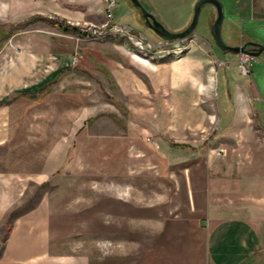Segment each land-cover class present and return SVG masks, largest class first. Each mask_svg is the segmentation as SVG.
I'll return each mask as SVG.
<instances>
[{
    "label": "rangeland",
    "instance_id": "374dc122",
    "mask_svg": "<svg viewBox=\"0 0 264 264\" xmlns=\"http://www.w3.org/2000/svg\"><path fill=\"white\" fill-rule=\"evenodd\" d=\"M219 1L227 45L264 46V0ZM139 2L179 32L197 0ZM112 13L104 0H0V173L22 180L0 264H200L209 181L264 164V53H222L209 4L171 42L129 0ZM39 201L47 252L3 257L9 215Z\"/></svg>",
    "mask_w": 264,
    "mask_h": 264
},
{
    "label": "crops",
    "instance_id": "0c3cea01",
    "mask_svg": "<svg viewBox=\"0 0 264 264\" xmlns=\"http://www.w3.org/2000/svg\"><path fill=\"white\" fill-rule=\"evenodd\" d=\"M254 165L248 163L238 169L228 180L229 185L211 179L204 199L200 197L205 231L200 264H264V164ZM119 171H108L110 176L105 175V180L121 176ZM17 181L22 180L14 174L0 173V221L19 200ZM47 215L48 209L39 201L16 218L5 237L3 257H36L40 252L44 255L49 246Z\"/></svg>",
    "mask_w": 264,
    "mask_h": 264
},
{
    "label": "water",
    "instance_id": "95a60500",
    "mask_svg": "<svg viewBox=\"0 0 264 264\" xmlns=\"http://www.w3.org/2000/svg\"><path fill=\"white\" fill-rule=\"evenodd\" d=\"M131 5L138 9L144 25L150 29L159 39L167 42L183 40L189 37L195 30L200 10L204 5H211L215 8L216 18L210 24V34L217 47L230 54H241L251 57H258L264 53V46L257 42H247L242 46L227 45L222 36V24L224 20L223 6L219 0H197L193 7V14L188 26L179 32H171L167 30L154 16L148 13L141 5L139 0H129ZM250 48L252 50H248ZM172 146V144H170Z\"/></svg>",
    "mask_w": 264,
    "mask_h": 264
},
{
    "label": "built area",
    "instance_id": "2783aa9c",
    "mask_svg": "<svg viewBox=\"0 0 264 264\" xmlns=\"http://www.w3.org/2000/svg\"><path fill=\"white\" fill-rule=\"evenodd\" d=\"M105 3V16L107 18L108 21H113V13H112V9L115 6V0H104ZM242 63L244 65H246L245 63L247 62L246 58L241 59ZM242 71L243 73L246 75L249 73V70H245L244 66H242Z\"/></svg>",
    "mask_w": 264,
    "mask_h": 264
},
{
    "label": "trees",
    "instance_id": "16d2710c",
    "mask_svg": "<svg viewBox=\"0 0 264 264\" xmlns=\"http://www.w3.org/2000/svg\"><path fill=\"white\" fill-rule=\"evenodd\" d=\"M136 10L139 11L138 9H136ZM36 19H41V18H40V17H37ZM46 21L49 22L50 24H53V25L56 24V23H55L54 21H52V20H46ZM221 52H222V53H228V52H225V51H222V50H221ZM222 82H223V83H227V78H226V77L223 78ZM32 209H33V208H30V209H28L27 211L21 212V213L16 214V215H14V214H10L9 217H8V220H7V224L10 226V225L12 224V222H13L16 218H18L20 215H23V214L27 213L28 211H30V210H32ZM9 232H10V228H7L6 235H8Z\"/></svg>",
    "mask_w": 264,
    "mask_h": 264
},
{
    "label": "flooded vegetation",
    "instance_id": "af4514ba",
    "mask_svg": "<svg viewBox=\"0 0 264 264\" xmlns=\"http://www.w3.org/2000/svg\"><path fill=\"white\" fill-rule=\"evenodd\" d=\"M244 45V44H243ZM248 50H252V49H250V48H247Z\"/></svg>",
    "mask_w": 264,
    "mask_h": 264
}]
</instances>
